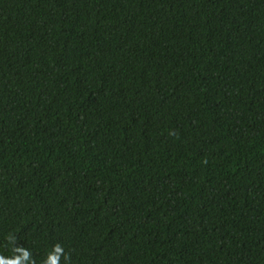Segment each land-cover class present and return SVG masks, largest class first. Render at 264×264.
<instances>
[{
  "label": "trees",
  "instance_id": "obj_1",
  "mask_svg": "<svg viewBox=\"0 0 264 264\" xmlns=\"http://www.w3.org/2000/svg\"><path fill=\"white\" fill-rule=\"evenodd\" d=\"M0 264H264V0H0Z\"/></svg>",
  "mask_w": 264,
  "mask_h": 264
}]
</instances>
